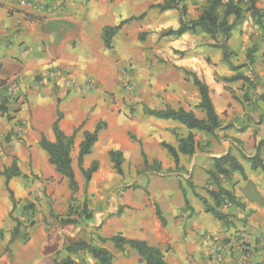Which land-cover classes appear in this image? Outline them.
I'll use <instances>...</instances> for the list:
<instances>
[{"label": "crops", "instance_id": "crops-1", "mask_svg": "<svg viewBox=\"0 0 264 264\" xmlns=\"http://www.w3.org/2000/svg\"><path fill=\"white\" fill-rule=\"evenodd\" d=\"M164 1L39 0L40 8L30 10L19 0H0V81H5V86L0 87V103L6 102L5 113L0 112V130L5 131L18 121L26 122L23 137L29 147L32 171L37 174L51 167L49 154L40 141L42 135L55 140L53 124L58 110L63 114L60 125L66 134L84 124L75 137L78 149L84 131L94 130L101 117L113 128L102 143L105 134L100 131L94 151L101 148L108 153L110 149H120L127 159L143 147L147 157L158 158L160 166L169 169L176 165L162 142L178 147L179 136H186L190 130L177 120L148 115L144 113V107H182L205 118V113L197 107L200 93L193 78L198 77L209 86L222 126L216 135L192 129L196 151L192 155L180 153L179 166L189 171L194 184V188L188 183V186L183 184L194 212L185 206L178 173L161 174L160 180L156 181L159 189L154 193L148 194L142 188H131L128 191L131 193L126 192L121 204L125 205L123 213L109 214L91 239L99 234L110 237L117 233L130 239H141L164 250L169 264H264V174L259 169H252L249 161L257 152V143L264 138V121L257 119L256 130L251 126L241 128L235 122L242 121L246 114L256 117L254 105L264 111V97L260 98L264 95V0H255V7L263 14L261 25L258 15L249 10L246 12L251 19L250 27L256 31L248 29L245 17L235 25L228 40L232 53H238L243 61L238 65L231 57L234 65L242 66L237 70L231 69L223 58L222 49L212 46L215 41L200 29L186 31L180 36L163 35L164 30L177 29L181 24L178 9L161 11L151 7ZM186 4L187 18L196 19L208 1L187 0ZM128 19L112 37L111 47H107L104 28ZM233 19V15L229 17L230 22ZM145 31L150 33L140 39V34ZM250 50H253L255 60L252 65L246 59ZM121 64L129 71L133 68L131 78L139 87L137 95L131 97L132 101L138 102L132 107L134 114L124 108L128 114L110 111L100 114L101 111L87 120L89 105L97 100L99 93H115L117 106L121 105L125 94L118 84L122 76ZM237 73L250 76L255 84L224 79ZM88 79L98 84L93 92L86 85ZM13 80L18 83L17 93L10 96L6 87ZM246 93L253 98H245ZM104 100L110 107L107 95L101 102ZM132 101L127 100L128 106L131 107ZM12 117L8 123L6 118ZM124 130L138 135L139 142L130 140L125 148L115 146V135ZM229 149L243 164L246 177L236 171L230 178L220 181L233 191L239 203L223 207L231 221L225 224L205 210L203 201L193 190L212 202L207 190L216 188V183L210 179L207 169L214 168L213 157L225 155ZM261 152L264 158V146ZM88 156L84 160L85 168L90 166L87 165ZM19 164L23 174L9 183L18 202L15 208L6 189L5 177H0V230L3 231L0 264H11V259L13 264H37L64 250L62 229L38 220L49 212L46 207L42 214L39 213L41 207L36 198L42 197V204L47 200L43 192L36 190L41 180L25 176L28 173L23 168V158ZM54 176L59 181L62 175L56 171ZM71 194L69 185L67 189L64 182L56 195L49 198L59 209L61 201L68 202ZM29 200L37 204L38 222L30 229L27 241L21 237L10 241L16 226V220L10 214L13 212L19 220L25 219L27 211L24 207ZM155 203L159 205L165 223L157 215ZM216 240L217 245L214 244ZM103 245L113 253L115 264H146L128 245L124 250L116 248L112 242ZM245 248H249L248 256L243 254ZM87 260L88 264H96L89 255Z\"/></svg>", "mask_w": 264, "mask_h": 264}, {"label": "trees", "instance_id": "trees-1", "mask_svg": "<svg viewBox=\"0 0 264 264\" xmlns=\"http://www.w3.org/2000/svg\"><path fill=\"white\" fill-rule=\"evenodd\" d=\"M187 0H165L162 3L153 4L151 7H157L161 11L167 9H178L181 14V24L177 29H168L162 32L163 35H176L180 36L186 31H196L200 29L211 36L215 41L212 46L219 47L223 51V58L230 65L232 70H237L242 66H236L233 64L231 57L232 51L228 44V40L232 35V30L235 25L244 18V12L249 10L252 14L258 15V22L261 23L262 13L259 9L255 7V0L251 1L248 8H244L235 2L234 0H207V6L202 10L201 14L196 19L187 18ZM234 16L232 22L229 21L230 16ZM139 16L138 18L142 17ZM133 19V18H130ZM128 20L122 21L116 26H107L103 30V38L107 47H111V39L116 34V32L122 27L124 23ZM144 38V34H140V39ZM253 50L247 52L246 59L248 63L252 65L255 60L252 55ZM245 65V64H244ZM254 71L252 70V73ZM255 73V72H254ZM226 81L234 80H244L252 83L250 76L237 73L230 77H224ZM193 82L199 90L200 102L197 107L200 108L206 115L205 118L198 117L193 110H186L185 108H173L167 105L165 108L156 109L148 106L144 107V113L148 115H153L158 118L163 119H173L181 122L190 130L186 136H179L178 147H175L165 141L162 145L167 149L169 154L174 159L176 167L180 164V153L192 155L196 151V138L195 134L191 131L192 129H198L205 131L209 134L216 135V131L221 128L222 121L215 110L214 104L210 96V89L206 82L202 81L198 77L194 76ZM5 86V81H0V87ZM264 97V95L262 96ZM5 101L0 103V109L4 112L6 111ZM134 111V110H133ZM63 117L61 111L57 112V119L53 124V131L55 135V140H49L45 135H42L40 144L43 149H45L49 154V162L54 165L56 171L64 176L68 180L69 188L72 192L70 211L66 219L63 220L64 223L77 224L80 217L84 219L91 220L93 214L88 210L87 204H82L79 210L74 208L75 206V194L79 191V183L76 178L73 158L71 155L75 137L77 132L80 130L82 125L76 127L71 134H66L61 128L60 122ZM102 130V124L99 122L95 129L92 131H84L83 140L79 144V151L77 155L78 166L85 177L86 185L90 182L92 174L98 169L97 161H92L88 168L84 167L85 157L92 153L94 144L99 139V133ZM141 144V142H140ZM264 146V138L257 143V152L253 157L249 158L252 169L261 170L264 174V160L262 157V147ZM109 157L113 162L114 168L118 173H123V162L124 153L120 149H110ZM141 153L144 157L145 162H147V155L143 147L141 148ZM213 169H207L210 179L214 180L216 183V188L208 189L207 193L212 199V202L208 197L198 193L195 189L194 194L203 201L205 210L212 213L217 219L221 220L225 224H230V214L223 211V207L226 203L239 205L232 190L224 187L221 184V179L230 178L232 174L236 171L240 172L242 176L246 177L243 164L238 160V158L231 152V149L220 157H213ZM157 168L160 169L161 166L159 162ZM23 174V171L19 164V158L14 156L13 161L10 165L0 167V175L5 177L6 189L9 192L10 198L13 202V208L17 205V200L14 191L10 187V180L14 177H19ZM187 183L194 188V184L191 181V176L187 179ZM127 188H138V184H132L126 186ZM180 188L182 189L184 195V202L186 208L190 209L191 213L194 212L193 207L190 204L189 199L186 195V190L182 182H180ZM149 194V191H146ZM156 213L159 218L165 223V217L157 203ZM125 209V205H120L116 212H111L112 215H121ZM73 213L78 214V218L72 216ZM11 217L16 220V226L11 232V239L13 241L17 237L24 238L25 233L21 230V221L13 216L11 212ZM3 237V231L0 230V238ZM106 242H112L114 246L120 250H124L128 245L135 249L141 259L146 262V264H169L165 258V251L160 247L150 245L141 239H130L125 237L121 233L114 234L110 237L101 236L100 234L92 240H78L68 244H64L63 249L67 252L65 256H60L61 251L56 252L53 256V264H88L87 255L95 260L96 264H115L113 253L105 247L103 244ZM261 264V263H260Z\"/></svg>", "mask_w": 264, "mask_h": 264}, {"label": "rangeland", "instance_id": "rangeland-1", "mask_svg": "<svg viewBox=\"0 0 264 264\" xmlns=\"http://www.w3.org/2000/svg\"><path fill=\"white\" fill-rule=\"evenodd\" d=\"M207 1V0H206ZM252 0H241L239 4L243 6L244 8H247L251 4ZM237 2V1H236ZM159 9V8H158ZM160 10V9H159ZM246 12H244V18L248 20V29L252 30L255 28L250 27L251 19L248 15H246ZM143 14V16H145ZM142 16V17H143ZM140 17V18H142ZM150 31H145L142 34L145 36L148 35ZM256 44L258 43V40H255ZM232 60L235 64H243L241 60V56L238 53H232ZM244 66V65H243ZM122 69V76L118 81V84L121 86V88L124 90L125 94L122 98L121 105L117 106V95L115 93H112L110 91L105 92L103 95L102 93H99L97 96V100L94 101V103H90L88 113H87V120L90 118L98 115V112L100 114L105 113H116L119 114L124 113L128 114L129 109L132 114V107H134L138 102L132 101V96L137 95L138 91V85L135 84V81L131 78V73L133 71V68L127 70L125 64H121ZM252 71V70H251ZM253 74V73H252ZM255 83L252 82V85ZM254 87V86H252ZM98 88V84L96 82V86L94 88H90L91 92L95 91ZM243 89V88H241ZM107 91V90H106ZM105 95L108 96V99L111 101L110 107H107L105 104V100L101 102L102 98L105 97ZM126 95V96H125ZM130 96L128 99L127 97ZM245 98L252 99V95L248 96L247 93L244 95ZM132 97V98H131ZM262 98V95L260 96ZM259 98V99H260ZM127 100H131V107L128 106ZM262 100V99H261ZM8 101V100H7ZM130 104V103H129ZM6 106V103H5ZM57 110H58V103L56 104ZM130 107V108H129ZM126 108V111L123 109ZM257 108V110H256ZM253 111H256L255 114H257L256 117H250L247 114L245 115V118L240 120H236L235 122L241 127L244 128L246 126L254 127V129H257V119L259 121H264V112L263 109L260 108L259 105L253 106ZM252 110V109H251ZM1 114L5 113L2 109H0ZM58 112V111H57ZM56 112V113H57ZM107 113V114H108ZM9 119L12 120V118H6L7 122L9 123ZM100 119V120H99ZM101 122L102 124V131L103 135L101 143L103 139L108 135V133L112 130L113 125L108 123L103 118H98V122ZM85 123V122H84ZM26 122L25 121H18L15 123L14 126H11L7 130H0V167L6 166V164L10 165L11 162L14 159V156H17L19 158V163L21 162V158H23V168L27 170L28 174H25L26 177L31 176L35 181H40L38 187H36V190H40L43 192V197H45L47 200L45 204L40 203V200L42 197H37L41 209L39 210V213L42 214L44 208H48L49 212L48 215L39 217V221L42 223L48 225V224H54L57 225L58 228L62 229L60 232L64 238L65 242L64 244L71 243L75 240L79 239H86V240H92V235L96 234V230L100 228L103 224V222L106 221L109 214L111 212H116L118 206L122 204V200L124 199V194L131 193L128 192L131 190V188H127L126 186H130L132 184H138V188H142L145 192L149 191V193H154L159 189V183H156L157 180H160L161 174L167 175L169 172H175L178 173L180 176V182H182L185 186H188L187 179L190 175L189 171L184 169L183 167H171L169 169H164V167L161 164V168L158 169L157 162H160L158 158L147 157V162H145L144 157L138 149L136 152H132L129 157H124L123 162V173H118L116 169L114 168L113 162L111 161L109 157V153L107 151L101 150V148H98V150L94 151V147L92 150V153L89 154L88 160L89 162L87 165L91 164L92 161H97L98 163V169L92 174V178L90 182L86 185L85 183V177L83 173L81 172L78 163H77V155L79 150L77 148V143H74L71 155L73 157V166L76 174L77 181L79 183V191L75 194V206L74 208H77L79 210L80 206L82 204L88 205V210L92 212L93 217L91 220L84 219V217H80L78 219L77 224H69L64 223L63 220L67 218L69 211H70V203L71 199L64 203V201H61L59 209L55 206V201H52L51 197L52 195H56L57 190L59 187L62 186V184L66 183V188L68 189V180L61 176L56 178L54 174H56L54 165L51 164L50 168H45L41 170L39 173L34 174L32 171V166L30 162V155H29V147L26 144L24 137H23V131L25 128ZM84 124L82 125V127ZM81 130V129H80ZM115 146L119 147H127L130 140L139 142L138 135L133 134L130 130H127L122 133H117L115 135ZM262 140V139H260ZM259 140V142H260ZM117 142V143H116ZM100 144V143H99ZM233 150V149H232ZM124 153V152H123ZM262 153V152H261ZM264 154V153H263ZM241 155V154H240ZM22 156V157H20ZM242 157V156H241ZM264 160V158H263ZM263 173V172H262ZM2 175H0L1 177ZM4 189V188H2ZM49 198V199H48ZM24 210L27 211L24 213L25 219L20 220L21 221V230L25 233L24 238H22L24 241H27L29 238V232L30 229L38 222L36 220V214L38 212L37 210V204L29 200L27 201ZM78 214L73 213L72 216L75 218H78ZM17 218V216H14ZM69 232V234H68ZM68 234V235H67ZM214 244H218L217 240L214 241ZM220 248L216 250L218 252ZM264 250V246H263ZM258 251V250H257ZM55 252V251H54ZM249 248H245L243 250V254L248 256ZM264 252V251H263ZM67 252L65 250H62L61 255L62 257L65 256ZM217 255V256H218ZM87 257V256H86ZM12 258V255H11ZM42 262L37 264H53V257H46L44 259H41ZM45 262V263H44ZM13 260L11 259V264H13Z\"/></svg>", "mask_w": 264, "mask_h": 264}, {"label": "built area", "instance_id": "built-area-1", "mask_svg": "<svg viewBox=\"0 0 264 264\" xmlns=\"http://www.w3.org/2000/svg\"><path fill=\"white\" fill-rule=\"evenodd\" d=\"M224 1H228V0H224ZM235 2H240L241 0H234ZM19 3L20 4H23L25 8L27 9H30V10H33V9H39L41 4L39 2V0H19ZM87 86L89 88H94L96 86V81L93 80V79H88V81L86 82ZM17 85L18 83L13 80V81H10L8 84H7V87H6V91L7 93L10 95V96H15L16 93H17ZM229 202L225 204V206H229ZM224 206V207H225Z\"/></svg>", "mask_w": 264, "mask_h": 264}]
</instances>
